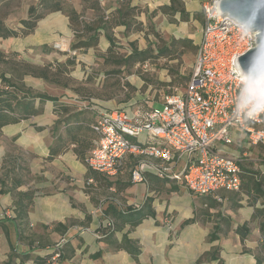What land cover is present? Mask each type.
<instances>
[{"label": "crops", "instance_id": "obj_1", "mask_svg": "<svg viewBox=\"0 0 264 264\" xmlns=\"http://www.w3.org/2000/svg\"><path fill=\"white\" fill-rule=\"evenodd\" d=\"M118 1L101 0V3L106 8V12L110 13L117 7ZM145 1L150 9L146 7V14L142 12L136 16L144 22L153 10L161 5L171 4V0ZM106 3L109 6H106L108 5ZM131 4L143 7L140 5L143 4L142 0H131ZM81 8L76 7V10L81 12ZM184 8L191 15L189 21H181L179 13L173 17L178 19L177 22L160 11L150 16L153 22L159 16L168 18L170 31L175 30L176 23H191L195 26L200 23L202 27L195 35L196 40L194 37L174 32V37H189L197 45L205 22L193 16L195 13H202L201 2L184 0ZM45 18H50L44 27L49 30L55 27L57 20L63 18L70 31L69 44L72 45L74 33L69 26V17L58 11L46 15L43 19ZM114 31L119 39L121 38L119 33L125 31V26L119 25ZM46 43L40 41L38 44L43 47ZM99 44H103L106 50L109 41L102 36ZM63 45L65 46L66 43ZM59 47V43L54 44L55 49ZM105 110L109 109L96 107L92 110L93 117H89L90 120L73 122L71 128L73 126L80 128V133L76 137H73L70 131L67 134L66 131L65 133L62 131L61 138L59 137L55 142L48 139L47 143L42 141L34 144L33 148L15 149L14 153L11 151L7 154L8 150L0 149V189L2 186L9 189L0 194V264L8 260L12 249L20 254L31 253L33 256L44 257L53 253L56 243L62 239L67 243L58 264H227L223 254V240L234 236L235 239L242 241L240 236L231 230L221 234L218 240L208 241V235L216 224L213 220L214 216L211 215L210 220L206 221L200 218L194 219L196 212L208 207L207 204L202 203V198L205 196L194 194L181 181L169 180L167 176L164 179L160 178L156 172L160 159L148 155L128 154L123 160L124 167L118 174L110 176L89 168L86 158L99 140L98 134L92 129V123ZM24 121L4 127L14 128V132L20 133V128L17 127ZM83 137L86 140H83L85 146L79 145V140ZM62 138L65 139L64 147L56 154H52L51 147L60 145L59 141ZM234 138L235 142L224 145V150L240 157L243 170H261L264 173V168L258 164L260 160L258 155L264 146H248L244 135L237 132H234ZM22 139L21 137L20 140L17 139L19 141L17 143L22 144ZM139 139H146V135L142 134ZM26 152L28 155H25ZM4 158L5 163H3ZM142 163H146L143 169L145 181L134 182L132 168L140 167ZM184 164V161L178 162L171 172L181 171ZM103 179L112 185L102 184ZM30 189L36 190L33 202L27 212L18 217V213L15 212L18 198L16 193ZM218 194L222 198L221 204L211 207L210 212H221L222 215L230 217L233 228L249 222L251 235L255 229L252 225L255 224L260 238L258 220L251 221V219L255 207L263 206L261 201L259 200L256 206L251 205L249 195L243 187L239 190L222 189ZM147 202L151 203L155 211L154 216L145 218L133 229L126 226L115 233L119 241L123 234L128 232L129 237L138 242L141 253L137 259L126 250H115L101 239L100 228L106 226L107 221L111 219L105 213L110 203L124 210L128 206L140 208ZM7 210L10 214L6 215ZM207 226H210L208 231L205 230ZM217 247L220 248L218 259L212 254L202 258L205 253L213 252ZM98 251L103 252L102 256L97 260L92 259L91 255ZM16 261V264H38L33 259L21 262L20 258H17ZM249 264H255L254 260Z\"/></svg>", "mask_w": 264, "mask_h": 264}, {"label": "built area", "instance_id": "obj_2", "mask_svg": "<svg viewBox=\"0 0 264 264\" xmlns=\"http://www.w3.org/2000/svg\"><path fill=\"white\" fill-rule=\"evenodd\" d=\"M201 1L205 23L185 88L162 95L161 108L150 99L131 110L102 112L92 126L99 140L86 159L90 169L116 175L124 158L134 153L160 159L156 172L181 181L196 195L221 200L220 190L240 189L241 159L226 152L224 145L234 143L237 132L244 135L248 146H264V114L243 127L231 118L238 91V82L230 75L231 60L251 49L250 41L241 38L233 23L236 19L221 10V0ZM252 43L258 45L257 39ZM142 134L146 139H139ZM180 161L184 167L172 173ZM145 165L132 171L134 182L145 181ZM112 224L109 219L106 226ZM64 242L55 245L53 260L60 257Z\"/></svg>", "mask_w": 264, "mask_h": 264}, {"label": "rangeland", "instance_id": "obj_3", "mask_svg": "<svg viewBox=\"0 0 264 264\" xmlns=\"http://www.w3.org/2000/svg\"><path fill=\"white\" fill-rule=\"evenodd\" d=\"M39 1L0 0V16L7 26L18 29L22 26L21 20L29 17L30 6L38 4ZM200 2L202 5L201 0ZM142 3L140 4L144 7L142 8L147 10L149 6L146 1L142 0ZM67 5L75 9L82 6L81 9L84 10L82 0H67ZM143 12L146 14V11ZM83 13L87 18L92 16L91 11ZM49 19L40 20L34 32L30 34L9 38L0 37V86L4 85L3 78H8L20 87L28 88L35 93H46L57 97L60 102L73 107L58 114L54 110L55 105L49 100L45 103L41 114L25 120L17 127L20 128V133L14 132V128H1L0 149L8 150L6 154L11 151L14 153L15 149L33 148L34 144L42 141L47 143L48 139L55 142L62 136L65 124L69 122L73 125L79 117L90 120L89 117H93L92 110L96 107L131 110L139 103L154 99L157 101L154 106L161 108L163 104L158 101L162 95L176 88L184 89L189 80L196 51H190L188 47L181 49L182 54L177 59L152 57L144 64L135 65L131 70L125 68L120 76H115L111 72L114 67L107 65L104 60L103 53L106 50L103 44L87 52L70 50V31L63 18L56 21L52 30L44 28ZM153 23L155 29L167 40L175 36L174 32L194 37L196 40L195 35L202 27L200 23L197 26L191 23H176L175 30L170 31L168 29L170 20L163 16H159ZM148 24L150 25L146 22L145 26L147 27ZM148 31L141 30L128 35L119 33L120 50L129 53L134 47L139 49L151 47L153 51L151 52L155 55L157 53L156 38L152 31ZM40 41H46L47 47H41L38 44ZM56 43L60 45L57 49L54 48ZM64 43H66L65 46ZM68 59H74V63L68 64ZM170 70L175 72L176 83L164 86L162 83H168L173 78ZM80 108L84 111L80 112ZM20 137L23 138L22 144L17 143ZM25 155H28L27 152ZM258 158L260 159L258 164L264 168V149H261ZM252 227L255 229L247 242L235 239L234 236L223 240V254L227 264H249L251 260H254L256 264V256L260 255L259 232L255 224ZM209 229L210 226L205 227L206 231ZM260 257L264 260V253Z\"/></svg>", "mask_w": 264, "mask_h": 264}, {"label": "trees", "instance_id": "obj_4", "mask_svg": "<svg viewBox=\"0 0 264 264\" xmlns=\"http://www.w3.org/2000/svg\"><path fill=\"white\" fill-rule=\"evenodd\" d=\"M82 3L84 10L78 12L74 7L67 5V0H40L38 4L30 6L29 17L21 20L22 26L18 29L7 26L3 18L0 16V37L9 38L17 37L22 34H30L34 32L38 22L46 15L61 11L69 17V26L74 33V41L71 45V50L87 52L91 48L97 49L101 37H106V39L109 41V46L103 53V56L106 64L114 67L111 72L115 76H120L125 68L131 70V68H133L135 65L144 64L152 57L158 58L162 56L169 59H177L182 54L180 52L181 49L185 47H188V50L190 51L197 52L198 46L194 43L193 39L189 37L177 38L173 36L170 40L164 39L162 34L155 29L151 18V16H154L160 11L163 14L169 15L171 19H173V17L179 13V19L181 21H189L191 19V15L184 8V0H171L170 5H161L157 9L153 10L147 17L146 22L150 23V25L148 24L147 27L145 26L146 22L136 18V16L147 10H144L138 5L132 6L131 0H119L117 7L110 13L106 12V8L102 5L101 0H82ZM87 10L92 12L90 19H87L83 13ZM193 17L205 22V15L203 11L202 13H195ZM173 20L176 22L178 21L176 18ZM119 25L125 26V31L123 32L124 35L141 30L152 31L156 38L157 53L154 55L152 53L153 51L151 47H147L145 49L134 47L129 53L122 52L118 45L119 39L115 36L114 31V29ZM43 47L46 48L47 45H44ZM67 62L68 64H72L74 63V59H68ZM170 72L173 75L172 80L168 83L164 82L162 85L168 86L176 83L174 70H170ZM179 78L186 79L187 77ZM3 81L4 85L0 86V129L8 124L18 123L22 120H26L41 114L44 110L45 103L49 100L55 105L54 110L58 114L73 107L70 104L60 102L59 98L57 97L48 95L46 93H35L28 88L20 87L11 82V80L8 78H3ZM132 89L134 88L132 87ZM172 91L173 90L169 92ZM82 111L84 110L81 109L80 112ZM81 120L86 121L79 117L76 122H81ZM94 123H92V126ZM64 129V133L66 131L67 134L70 131V134L73 137L78 136L80 133V128L77 126L71 128V124L69 122L68 124L64 125ZM84 135L87 136L85 133ZM84 137L79 140V145H86L83 143V140L86 141ZM61 140L59 141L60 145L58 144L51 147L52 154H56V152H59L61 148L64 147L65 139L62 138ZM73 140L76 139L73 138ZM123 167L124 166L122 163L121 168ZM135 168L136 167H133L132 171ZM95 177H97V175H95ZM159 177L164 179L166 176L159 175ZM166 178L169 180H176L169 177ZM241 178L242 183L240 189L243 187L245 192L249 195L250 204L256 206L257 202L260 200L261 204L263 205L262 207H255V211L251 219V221L255 219L258 220L261 232V237L258 240V249L260 255L256 256V264H263L264 260L260 256L264 253V173L261 170H242ZM102 184H106L108 186L112 185V183L108 182L107 180L105 181V179L102 180ZM8 190L9 189H7L5 186H2L0 189V194H3ZM35 192V189H30L28 191H20L16 193L18 198L15 203V212L18 213V217H21L27 212L28 208H30L35 196ZM221 200L217 199L216 197H203L202 203L207 204L208 207L207 209H201L196 212L194 219L200 218L206 221L210 220L211 215L214 216L213 220L216 222V224L207 238L210 242L218 240L221 234H226L231 230H234L235 233L240 236L242 242H245L246 239H248L251 235L249 222H245L244 224L233 228V223L230 217L222 215L221 212H210V208L221 204ZM105 213L108 217H111L113 224L100 228L101 239L115 250H126L131 254L132 257L137 259L141 253L138 242L135 239L129 237L128 232L124 233L122 239L119 241L115 236V233L117 231H121L126 226H130V229H133L140 225L145 218L154 216L155 211L151 203L147 202L140 208L128 206L124 210L119 209L118 206L110 203L107 206ZM66 243L67 242L63 243L60 249V257L56 260H53V257L56 255L55 252L49 253L44 257H40L33 256L31 253L20 254L12 249L8 260L3 264H16L17 258H20L21 262H24L28 259H33L38 264H58L59 260L63 256ZM219 249L220 248L217 247L213 250V252L210 251L205 253L202 258L212 254L214 258L218 259L220 252ZM102 253V251H98L91 255V257L92 259L97 260L102 256Z\"/></svg>", "mask_w": 264, "mask_h": 264}, {"label": "clouds", "instance_id": "obj_5", "mask_svg": "<svg viewBox=\"0 0 264 264\" xmlns=\"http://www.w3.org/2000/svg\"><path fill=\"white\" fill-rule=\"evenodd\" d=\"M242 39L250 41L249 47L255 48L247 67L241 65L239 56L231 60L230 75L238 82L237 96L234 101L232 120L245 126L264 114V43L253 47L259 33L254 29L255 22L250 17L234 20Z\"/></svg>", "mask_w": 264, "mask_h": 264}, {"label": "water", "instance_id": "obj_6", "mask_svg": "<svg viewBox=\"0 0 264 264\" xmlns=\"http://www.w3.org/2000/svg\"><path fill=\"white\" fill-rule=\"evenodd\" d=\"M220 8L236 20L242 19L244 16L250 17L255 22L253 30L259 32L258 45L264 43V0H221ZM255 51V48H251L239 56L238 59L242 66L247 67V63Z\"/></svg>", "mask_w": 264, "mask_h": 264}]
</instances>
